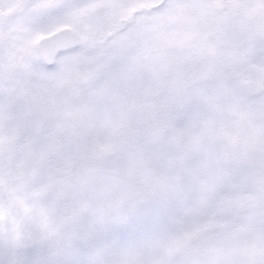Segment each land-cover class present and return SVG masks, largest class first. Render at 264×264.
<instances>
[{
    "label": "snow or ice",
    "instance_id": "6c2138e0",
    "mask_svg": "<svg viewBox=\"0 0 264 264\" xmlns=\"http://www.w3.org/2000/svg\"><path fill=\"white\" fill-rule=\"evenodd\" d=\"M0 264H264V0H0Z\"/></svg>",
    "mask_w": 264,
    "mask_h": 264
}]
</instances>
